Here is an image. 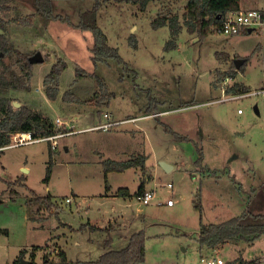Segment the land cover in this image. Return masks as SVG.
Masks as SVG:
<instances>
[{
  "label": "rangeland",
  "instance_id": "1",
  "mask_svg": "<svg viewBox=\"0 0 264 264\" xmlns=\"http://www.w3.org/2000/svg\"><path fill=\"white\" fill-rule=\"evenodd\" d=\"M8 2L0 12L5 21L36 13L34 0ZM187 2L103 4L97 23L121 62L94 60V34L78 27L81 13L93 8L94 0H53V15L66 21L37 15L32 25H7L4 32L18 50L30 56L41 52L44 58L34 64L30 79L15 56L5 58L29 88L7 96L14 108L26 106L53 120L56 134L0 153V229L8 230L0 235V264H13L23 251L27 262L35 256V264H56L61 249L70 262L96 261L109 238L141 231L146 238L143 264H202V256H219L228 264H238V258L244 264H264L259 262L264 235L252 243L228 242L216 251H200L198 243L202 225L247 211L264 215V35L261 30L236 36L213 31L200 39L184 30L177 48L167 51L170 28H155L153 22L160 16L182 20ZM240 6L262 11L264 0H240ZM60 62L66 70L56 85L46 84ZM4 70L0 64L1 76L7 77ZM100 81L113 98L97 105ZM233 85L247 92L228 93ZM48 88L58 90L55 100ZM104 114L112 122L135 121L95 129L108 122ZM15 134H10L11 144ZM138 157L144 158V169L106 177L105 160ZM141 180L155 191L148 206L135 195L131 205L102 197L110 187L114 192L127 187L134 194ZM41 197L51 198L41 202ZM112 246V251L124 247L117 240Z\"/></svg>",
  "mask_w": 264,
  "mask_h": 264
},
{
  "label": "trees",
  "instance_id": "2",
  "mask_svg": "<svg viewBox=\"0 0 264 264\" xmlns=\"http://www.w3.org/2000/svg\"><path fill=\"white\" fill-rule=\"evenodd\" d=\"M8 1L9 0H0V12H4L8 9ZM94 1L95 5L92 9L81 13L78 27L83 30L91 31L94 34V60L104 61L115 59L121 62L122 59L119 55L118 49L109 45L107 35L97 23V12L100 7L113 0ZM132 1H134V3H140L142 6L146 7V5L153 0ZM34 5L36 9L35 14H30L24 18L17 17L9 21L0 18V28L4 29L0 32V64H3L5 67V70L1 73L4 75L7 74V77L1 76L0 74V147L10 145V134L17 132H32L35 137L40 136L42 138L56 134L54 124L49 118L43 117L26 106L14 108L7 96L11 90L28 91L29 88L25 79L15 73L10 66L5 64V58L15 56L17 58V64L21 66L29 79L33 76L32 68L34 66V64L30 62V58L33 55L30 56L29 54L21 52L7 38L4 32L7 25L10 23H19L29 26L35 21L37 15L46 16L48 19H60L66 21L65 18L59 15H53V0H34ZM240 11H242L240 0H188L186 4V12L182 17V20L178 15L172 17L160 16L153 22V25L155 28L169 26L172 39L165 46V50L168 51L169 49L173 50L177 48L176 40L184 30L190 35L197 34L200 39H203L211 32L219 31L222 27L224 18ZM246 32L247 31H244L243 33ZM66 68L67 65L62 62L54 66L45 78L46 84H57ZM240 68L242 69L243 66L241 65ZM233 73L235 74V72ZM77 75L81 78L84 73L78 68ZM100 85L101 93L95 94L97 105L110 101L113 98V93L107 92L102 81H100ZM227 92H235L238 94L247 91L244 86L233 85ZM47 93L51 100H55L59 92L57 89L51 90V88H48ZM66 99H69L68 95ZM74 100L80 102L78 97H75ZM2 151L3 150H1L0 153ZM52 155L53 152L51 151V156ZM141 157L135 158V160L131 161L105 160L103 162L105 175L107 176L112 172L121 173L135 167H141L144 169L145 161H143L144 158ZM51 172L52 159H50L48 173L45 178L47 184L50 181ZM144 194H146L144 186H141L137 195L139 197ZM115 195L118 197L131 196L130 191L127 188L118 189ZM36 198L40 199L38 197ZM50 198L51 197H46V199H44V197H41V202ZM48 207L50 208L49 205ZM3 233L8 234V230L0 229V235ZM262 235H264V215H254V213L247 211L242 216L235 217L220 224L202 225L200 236L198 238L199 249L200 251L204 249L214 251L228 242L237 243L242 241L252 243ZM145 241L146 238L142 231L135 233L131 236L126 248L119 251H108L101 255L96 261L70 262L68 261L66 254L60 251L58 253L59 262L56 264H143L145 262ZM24 253L25 251L21 253L20 258H18L13 264H21L22 261L24 262L25 260L21 258ZM45 259H47V257ZM28 263L35 264V256H32V259ZM235 263L244 264L243 260L240 258H238Z\"/></svg>",
  "mask_w": 264,
  "mask_h": 264
},
{
  "label": "built area",
  "instance_id": "3",
  "mask_svg": "<svg viewBox=\"0 0 264 264\" xmlns=\"http://www.w3.org/2000/svg\"><path fill=\"white\" fill-rule=\"evenodd\" d=\"M258 28V29H257ZM256 31L261 30L262 34L264 35V10H246L240 11L235 14L229 15L228 17L223 19L222 27L220 28V32L224 33L226 36H236L242 34L244 31ZM247 94L240 95V96H232V98H240L244 97ZM239 114H242V110H238ZM104 118L108 120L105 124H101L95 129H103L105 131L109 130L110 127L116 126L120 123H128L133 120H127L124 122H112L111 116L109 114H104ZM34 133L32 132H23V133H16L14 135V142L11 145L0 147V151L14 146L25 145L28 143L39 142L43 140H50L51 137H46L42 139L34 138ZM28 135V138H26ZM58 137V136H56ZM55 137V138H56ZM56 146V145H55ZM54 146V147H55ZM155 199V192H147L144 195L139 196V200L142 201L143 204L148 205ZM70 202V200H67ZM168 206H173L174 202L172 200L167 201ZM216 251V250H214ZM202 264H228L226 263L221 257L219 256H202L201 257ZM259 262H264V255L260 259Z\"/></svg>",
  "mask_w": 264,
  "mask_h": 264
},
{
  "label": "crops",
  "instance_id": "4",
  "mask_svg": "<svg viewBox=\"0 0 264 264\" xmlns=\"http://www.w3.org/2000/svg\"><path fill=\"white\" fill-rule=\"evenodd\" d=\"M241 7V6H240ZM241 10H243V11H245L244 9H241ZM264 10V9H263ZM250 33V32H249ZM240 35H242V34H240ZM196 105V104H195ZM31 109V108H30ZM33 110V109H32ZM35 111V110H34ZM161 112H163V111H161ZM38 113V112H37ZM163 113H165V111L163 112ZM111 114V113H110ZM239 114V113H238ZM244 113H242V114H239V115H243ZM113 115V114H112ZM144 117H146V115L144 116ZM77 118V117H76ZM113 118L115 119V117H114V115H113ZM132 118H134V117H132ZM148 118V117H147ZM78 120H80V117H78L77 118ZM51 120V119H50ZM127 120H131V119H123V120H115V122H124V121H127ZM52 122H53V120H51ZM133 121H135V120H133ZM133 121H131V122H133ZM54 123V122H53ZM128 123H130V122H128ZM124 124H127V123H124ZM68 136H70V135H68ZM138 168V167H137ZM129 170V169H128ZM171 170H173V167L171 168ZM170 170V171H171ZM112 173H115V172H112ZM123 173V172H122ZM110 174V173H109ZM107 177V176H106ZM146 183H143L142 182V180H141V182H140V184L138 185V188H136L135 189V193L133 194V192L129 189V188H127V187H124V188H127L129 191H130V194H131V196L130 197H118V196H116L115 195V192L117 191V190H115V192L111 189V187L110 188H107L106 190H105V193L102 195V197H106V198H111V197H113V198H116V199H124V200H128V205H131L132 204V202H131V198L133 197V195H135V196H138L137 195V193H138V191H139V189L141 188V186H144V190H145V193H147V192H151L152 190H148L147 189V187H146V185H145ZM172 187V186H171ZM170 187V188H171ZM173 188V187H172ZM120 189V188H119ZM152 192H155V191H152ZM148 205H150V204H148ZM147 205V206H148ZM144 206V205H143ZM169 207H172V206H169ZM118 226V225H117ZM130 228V226L129 227H124V228H122L121 226L119 227L118 226V228L117 229H119V230H124V231H127L128 229ZM111 229H114L113 227H111ZM114 232H116V230L114 229ZM133 234H135V233H133ZM130 238H131V236H126L125 238H116V239H114V238H109L107 241H105V247H103V249L105 250V253L106 252H108V251H112L111 250V248L113 247L112 245H114L115 244V241L117 240V242L119 241V242H121V245L122 246H124V247H122L123 249L124 248H126L127 247V245L129 244V240H130ZM122 250V249H121ZM60 251H62V252H64L62 249L60 250ZM119 251V250H118ZM210 251V250H209ZM65 253V252H64ZM66 254V253H65ZM104 254V253H103ZM102 254V255H103ZM66 256H67V254H66ZM67 259H68V256H67ZM69 260V259H68ZM16 261V260H15ZM14 261V262H15ZM13 262V263H14Z\"/></svg>",
  "mask_w": 264,
  "mask_h": 264
},
{
  "label": "water",
  "instance_id": "5",
  "mask_svg": "<svg viewBox=\"0 0 264 264\" xmlns=\"http://www.w3.org/2000/svg\"><path fill=\"white\" fill-rule=\"evenodd\" d=\"M250 33L252 32V30L249 31ZM44 61V58H43V54L41 52H37L35 55H33L31 58H30V62L35 64V63H41ZM236 64L238 66V68H240L241 64L239 61H236ZM18 106L19 104L16 103ZM256 109V112L259 113L258 109ZM161 165L163 166V168H165V170L167 171H170L172 166H170L169 164L165 163V162H161ZM23 171L25 172H28L27 169H23ZM21 264H29L27 261H22Z\"/></svg>",
  "mask_w": 264,
  "mask_h": 264
},
{
  "label": "bare ground",
  "instance_id": "6",
  "mask_svg": "<svg viewBox=\"0 0 264 264\" xmlns=\"http://www.w3.org/2000/svg\"><path fill=\"white\" fill-rule=\"evenodd\" d=\"M26 138H28V135H26Z\"/></svg>",
  "mask_w": 264,
  "mask_h": 264
}]
</instances>
